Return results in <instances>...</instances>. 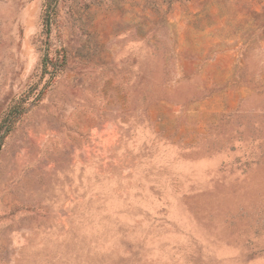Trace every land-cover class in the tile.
Returning a JSON list of instances; mask_svg holds the SVG:
<instances>
[{"label": "rangeland", "instance_id": "obj_1", "mask_svg": "<svg viewBox=\"0 0 264 264\" xmlns=\"http://www.w3.org/2000/svg\"><path fill=\"white\" fill-rule=\"evenodd\" d=\"M0 264H264V0H0Z\"/></svg>", "mask_w": 264, "mask_h": 264}]
</instances>
